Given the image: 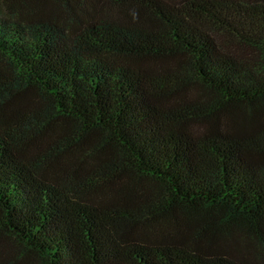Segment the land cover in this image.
Listing matches in <instances>:
<instances>
[{
    "label": "trees",
    "instance_id": "1",
    "mask_svg": "<svg viewBox=\"0 0 264 264\" xmlns=\"http://www.w3.org/2000/svg\"><path fill=\"white\" fill-rule=\"evenodd\" d=\"M0 264H264V0H0Z\"/></svg>",
    "mask_w": 264,
    "mask_h": 264
}]
</instances>
